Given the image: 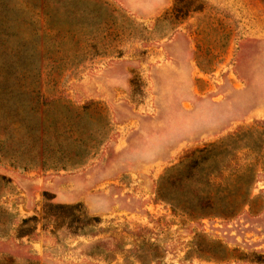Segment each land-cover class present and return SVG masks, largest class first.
<instances>
[{
	"label": "rangeland",
	"instance_id": "obj_1",
	"mask_svg": "<svg viewBox=\"0 0 264 264\" xmlns=\"http://www.w3.org/2000/svg\"><path fill=\"white\" fill-rule=\"evenodd\" d=\"M263 170L264 0H0V264H264Z\"/></svg>",
	"mask_w": 264,
	"mask_h": 264
},
{
	"label": "trees",
	"instance_id": "obj_2",
	"mask_svg": "<svg viewBox=\"0 0 264 264\" xmlns=\"http://www.w3.org/2000/svg\"><path fill=\"white\" fill-rule=\"evenodd\" d=\"M206 149H207V147H205L203 149H200V150H197L195 152L205 151ZM195 152H193L192 155H190V157H191V159L193 160L194 163H197L198 161L202 160L203 157H199V156L197 157V156H195ZM255 176H256V172H253L251 174V179L249 180V183L252 182V180L254 179Z\"/></svg>",
	"mask_w": 264,
	"mask_h": 264
}]
</instances>
